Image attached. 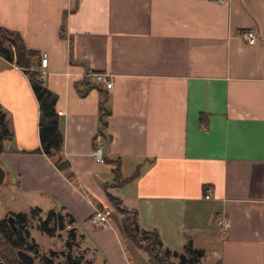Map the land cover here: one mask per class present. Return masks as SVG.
<instances>
[{
  "label": "crops",
  "instance_id": "obj_1",
  "mask_svg": "<svg viewBox=\"0 0 264 264\" xmlns=\"http://www.w3.org/2000/svg\"><path fill=\"white\" fill-rule=\"evenodd\" d=\"M1 26L35 51L36 68L47 55L43 83L57 96L60 151L73 173L66 178L35 150L38 102L22 68L0 55L11 134L0 165L27 197L14 211L62 208L95 264H150L123 240L103 188L118 159L122 176L137 172L107 191L164 246L180 251L190 236L204 264H264V0H0ZM246 30L252 43L240 37ZM86 71L107 72L112 88L81 94ZM105 97L110 139L97 160ZM96 207L109 210L107 224H88ZM218 216L229 222L226 235Z\"/></svg>",
  "mask_w": 264,
  "mask_h": 264
},
{
  "label": "trees",
  "instance_id": "obj_2",
  "mask_svg": "<svg viewBox=\"0 0 264 264\" xmlns=\"http://www.w3.org/2000/svg\"><path fill=\"white\" fill-rule=\"evenodd\" d=\"M34 54L35 51L26 47L19 32L3 26L0 27V55L22 68L28 77L38 102V135L40 146L35 150L45 153L53 164L62 171L65 177L71 180L73 173L70 170L69 160L60 151L63 135L59 124V114L55 107L57 96L44 85L42 80L38 79L36 65L31 60ZM82 82L84 86L79 89L81 94H84L89 87L97 86L100 88V85L89 76V71L85 72ZM109 112V104L105 97L99 103L98 117V130L101 132L105 142H108L110 139V135L105 131ZM0 129L2 131L0 140L1 153L3 151V142L11 136L6 126L5 114L1 106ZM113 162V179L110 183L103 184V188L106 190V194L114 209L121 214L120 225L125 238L147 253L150 264H204L201 262L203 250L192 245L190 236L185 237L180 251L169 249L163 245L156 228L147 229L140 227L137 221V211L124 207L117 196L107 191L109 187L124 184L137 172V169H135L130 175L124 177L120 171L119 160L115 159ZM41 211L42 209L39 207H33L29 212L11 211L9 215L13 218L12 223L6 216L0 218V257L4 263L25 264L17 256V250L19 249L30 253L35 259V264L85 263L82 254L72 252V248L74 246L77 247L75 240L76 228L72 226L73 217L70 213L63 211L62 208L48 209L45 217L38 220L37 228L47 235L53 236L55 229H62L68 226L64 241L65 250L58 251L50 248L47 251H39L38 244L30 233L28 221L31 216L35 214L39 215ZM58 256L62 257V262L57 259ZM213 264H221V262L218 260Z\"/></svg>",
  "mask_w": 264,
  "mask_h": 264
},
{
  "label": "rangeland",
  "instance_id": "obj_3",
  "mask_svg": "<svg viewBox=\"0 0 264 264\" xmlns=\"http://www.w3.org/2000/svg\"><path fill=\"white\" fill-rule=\"evenodd\" d=\"M3 181L4 183L0 185V218L5 216L8 217L9 211L20 210L24 208V205L22 204L24 202V199L25 198L27 199V197H25L26 195L18 192L16 187L13 186L14 184L12 180L9 182L7 179L6 180L4 179ZM41 208H42L41 213L39 215L35 214L31 216L28 221L30 233L37 242L39 251L40 252L47 251L50 248L58 251L65 250L66 247L64 246V241L66 238V230L68 226H65L62 229L59 228L55 229L53 236H49L46 233L40 231L37 228V222L40 218H44L45 213L47 212L46 207L41 206ZM27 211L29 212V210ZM12 222L13 220H11V223ZM121 233H122V238L124 240L125 236L123 235V232ZM79 239L80 237L76 233L75 240L77 243V247L74 246L72 248V252L75 254L77 253L82 254L83 260L85 262L83 264H95V257L93 256V253L88 248L82 246L80 244ZM57 259L60 260L61 262L63 261L61 256H58ZM33 264H35V261Z\"/></svg>",
  "mask_w": 264,
  "mask_h": 264
},
{
  "label": "built area",
  "instance_id": "obj_4",
  "mask_svg": "<svg viewBox=\"0 0 264 264\" xmlns=\"http://www.w3.org/2000/svg\"><path fill=\"white\" fill-rule=\"evenodd\" d=\"M240 37L244 42L252 43L255 38V33L253 30H246L240 33ZM47 66V55L46 53H42L39 56L38 67L36 68L38 74L37 77L40 80H44L46 76V70L44 69ZM89 76L93 79L94 82L102 85L107 90L112 88V79L111 76L105 71H90ZM93 148L91 153L97 160L103 159V136L99 130H96L93 137ZM205 197H209V192H206ZM87 222L89 225L93 227H99L109 222V210L94 208L92 213L89 215ZM216 224L218 226L219 232L222 235H226L228 233L229 222L227 218L224 216H218L216 219Z\"/></svg>",
  "mask_w": 264,
  "mask_h": 264
},
{
  "label": "water",
  "instance_id": "obj_5",
  "mask_svg": "<svg viewBox=\"0 0 264 264\" xmlns=\"http://www.w3.org/2000/svg\"><path fill=\"white\" fill-rule=\"evenodd\" d=\"M1 137H2V131L0 129V140H1ZM4 177H5V170L2 167V165H0V185L3 183ZM8 219H9L10 222H11V220H13L11 215L8 216ZM17 256L25 264H33L34 261H35L34 257L30 253H28V252H26V251H24L22 249L17 250ZM0 264H6L1 259V257H0Z\"/></svg>",
  "mask_w": 264,
  "mask_h": 264
},
{
  "label": "flooded vegetation",
  "instance_id": "obj_6",
  "mask_svg": "<svg viewBox=\"0 0 264 264\" xmlns=\"http://www.w3.org/2000/svg\"><path fill=\"white\" fill-rule=\"evenodd\" d=\"M10 216V215H9ZM8 218V217H7Z\"/></svg>",
  "mask_w": 264,
  "mask_h": 264
}]
</instances>
